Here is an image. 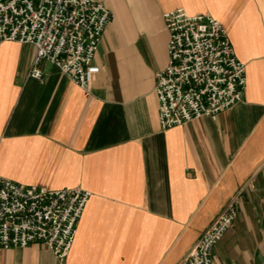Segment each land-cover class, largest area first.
Wrapping results in <instances>:
<instances>
[{
    "label": "crops",
    "instance_id": "obj_1",
    "mask_svg": "<svg viewBox=\"0 0 264 264\" xmlns=\"http://www.w3.org/2000/svg\"><path fill=\"white\" fill-rule=\"evenodd\" d=\"M112 13L84 90L36 47L0 42V176L92 194L68 258L0 250V264H179L227 203L214 264H264V0H95ZM211 15L246 66L244 98L216 119L163 130L156 75L169 61L164 14Z\"/></svg>",
    "mask_w": 264,
    "mask_h": 264
},
{
    "label": "built area",
    "instance_id": "obj_2",
    "mask_svg": "<svg viewBox=\"0 0 264 264\" xmlns=\"http://www.w3.org/2000/svg\"><path fill=\"white\" fill-rule=\"evenodd\" d=\"M112 13L95 0H0V42L36 47L29 77L42 81L50 61L84 90L100 68L94 63ZM169 33L168 65L156 75L155 93L163 130L218 115L245 95L246 66L227 30L211 15L183 8L164 14ZM92 194L80 187L46 189L0 176V250L41 245L66 261ZM231 199L179 264H214L215 246L233 227Z\"/></svg>",
    "mask_w": 264,
    "mask_h": 264
}]
</instances>
